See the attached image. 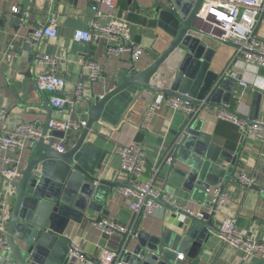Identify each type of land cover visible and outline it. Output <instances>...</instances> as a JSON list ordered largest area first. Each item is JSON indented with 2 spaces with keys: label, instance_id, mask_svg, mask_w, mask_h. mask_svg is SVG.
Wrapping results in <instances>:
<instances>
[{
  "label": "water",
  "instance_id": "obj_1",
  "mask_svg": "<svg viewBox=\"0 0 264 264\" xmlns=\"http://www.w3.org/2000/svg\"><path fill=\"white\" fill-rule=\"evenodd\" d=\"M167 1L159 3L160 25L172 38L165 51L144 70H120L112 89L101 93L93 90L91 98L85 99L87 125L70 149L60 152L44 138L31 145L27 164L15 184L6 235L9 249L0 251V264H78L70 256V240L66 238L69 224L81 223L89 209H98L113 188L122 186L99 178L107 153L89 140L92 127L98 122L116 126L148 90L189 101L196 109L187 115L179 135L169 145L172 161L164 164L165 190L158 198L171 210L174 228L184 232L165 228L160 235H153L140 229L139 221L131 234L123 235L122 244L128 249L124 258L133 264H183L180 253L197 260L209 245L218 230L214 222L218 201L227 182L238 178L243 150L233 154L217 144L203 131L201 114L211 107L232 109L241 76L213 71L211 63L216 54L214 41L237 45L200 36L196 18L203 0ZM11 21H23L21 6L12 13ZM39 46L40 42L36 48L30 46V51L37 55ZM96 82L99 80L93 84ZM263 100L264 91H256L249 115L239 116L252 124L259 119ZM49 106L45 99L44 107L49 110ZM50 121L44 124V134ZM50 134L64 136L63 131ZM261 171L264 173V163ZM177 193L190 195L186 198L195 201L200 210L190 207V213L164 200L167 194Z\"/></svg>",
  "mask_w": 264,
  "mask_h": 264
},
{
  "label": "crops",
  "instance_id": "obj_2",
  "mask_svg": "<svg viewBox=\"0 0 264 264\" xmlns=\"http://www.w3.org/2000/svg\"><path fill=\"white\" fill-rule=\"evenodd\" d=\"M160 2L168 4L167 0H122L120 4L119 16L127 17L131 21L135 41L142 44L146 50L139 59L132 61L128 52L122 56L108 57L102 46L75 41L73 34L76 29L90 27L92 14L88 0H0V51L3 68L0 77V107L7 110L5 121L0 123V135L4 130H13L21 122L39 121L44 125L49 119H66L71 116L67 108H55L51 103L52 94L38 87L37 79L41 68L37 58L40 54L58 56L60 74L67 81L64 92L72 96L77 86L83 84L86 100L91 98L94 89L96 93H101L115 87L120 70L127 68L141 71L149 66L165 51L172 40L160 25ZM14 4L18 8L20 6L23 8V21L19 24L11 21ZM131 6L137 11L129 14L127 9ZM102 10L110 14L115 12L107 7H102ZM52 17L58 19L59 35L55 39L41 40L39 52L35 55V51L31 52L29 47L36 48L38 44H30L27 38L39 26V22L48 23ZM259 35L264 37V26L259 29ZM213 44L216 54L211 69L216 72L232 71L241 76V79L237 80L231 107L246 117L250 113L255 92L264 91V67H249L246 70L241 62L232 66L235 47L215 41ZM88 56H94L104 68V74L98 83L93 84L88 72L81 65V59ZM242 81L246 82L247 86L242 85ZM167 98L168 96L158 92L144 91L128 111L125 119L116 126L98 122L92 127L89 140L107 153L99 174L100 179L125 186L129 184V174L122 168L119 150L133 143L142 145L147 153L146 170L140 175L132 176L133 179L150 176L152 165L164 157L168 146L179 135V128L187 117V114L180 111L172 112L163 105L152 123L147 124L145 115L149 105L154 100H161L164 103ZM45 99L50 102L49 110L44 107ZM217 109L219 108H205L202 112L201 117L205 121L203 131L212 135L217 144L233 154L243 150L239 173L242 170L256 173L261 182V189L246 188L237 180L228 181L225 192L228 194L229 202L215 215V226L218 228L225 217H232L237 219L250 236L264 239V173L261 171L264 163V142L244 134L238 125L217 118L215 115ZM259 119H264V100ZM82 130L69 134L66 150L74 146ZM31 145H28L23 153L22 169L27 164ZM166 169L164 168V175ZM5 187V181L0 177V199L3 197ZM167 196L200 210L195 201L186 198L190 195L177 193ZM97 206L98 209L88 210L81 223L71 222L66 231L68 236L83 245L86 260H78V264H96L102 255L105 238L93 225L96 218L108 217L125 227H130L133 222L128 199L123 195H116L115 188L106 195L104 204ZM173 221L171 210L164 207L157 214L143 218L140 229L153 235H160L163 229L174 228ZM175 231L179 234L184 232L179 228ZM122 238L123 235L118 234L109 246L118 249ZM134 244L133 240L129 245L130 250ZM180 260L183 264H264V253L251 255L229 248L214 232L199 259L194 260L183 254Z\"/></svg>",
  "mask_w": 264,
  "mask_h": 264
},
{
  "label": "built area",
  "instance_id": "obj_3",
  "mask_svg": "<svg viewBox=\"0 0 264 264\" xmlns=\"http://www.w3.org/2000/svg\"><path fill=\"white\" fill-rule=\"evenodd\" d=\"M122 0H88L92 14L90 27L79 28L74 31L75 41L93 43L102 46L106 56H122L128 52L132 61H136L146 51L145 47L136 42L133 36L132 23L127 17L119 16L118 10ZM102 7H107L115 12L105 13ZM18 6L13 5L12 11L16 12ZM136 8L127 9L129 14L135 13ZM196 24L200 36L209 37L217 41L233 42L237 46L233 54L232 66L242 63L244 69L249 67H264V37L259 35V29L264 26V0H203L197 12ZM59 35L58 19L52 17L48 23L39 22V26L30 34L27 41L37 45L44 38L55 39ZM41 70L38 75V85L42 90L52 94L51 103L55 108L68 109L69 118L51 119L49 129L44 134V125L39 121L21 122L13 130H4L0 135V177L5 181V192L0 199V251L9 249L7 241V226L12 212V205L16 196V182L22 175L23 153L28 145L44 138L47 143H53L60 152L66 151V141L73 131L83 129L87 125L88 113L82 107L85 102L83 84H79L75 93L70 96L64 92L67 81L60 74V61L58 56L48 53L40 54L37 58ZM81 65L89 74L91 80H100L104 74L102 64L93 56L81 59ZM229 77H236V72L226 71ZM3 74L0 51V77ZM247 86V83H241ZM164 106L172 112L191 114L196 111L191 102L177 97L169 96L166 100H154L148 107L145 122L152 123L158 111ZM217 118L228 120L254 139L264 142V119H257L252 124L240 117L233 109L219 108L216 110ZM7 116V110L0 107V123ZM63 131L64 136L54 138L52 131ZM57 140V142H53ZM171 146H168L164 157L154 163L151 174L147 178H134L146 170L147 153L140 144H130L120 148L119 157L122 168L129 174V184L115 188L116 195H123L129 201V208L133 214L130 227H125L108 217H98L93 225L105 238L102 246V255L96 264H133L125 260L128 249L122 241L118 249L109 245L118 235H129L136 228L139 221L150 215L157 214L164 206L158 201L164 188V164H169ZM237 181L246 188L261 189V182L256 173L244 171L238 174ZM219 189L215 190V197ZM214 197V198H215ZM164 200L172 205L179 206L190 213L187 203L165 197ZM229 202V197L224 192L218 201L217 213ZM216 213V214H217ZM219 240L229 248L242 251L246 254L256 255L264 253V239L254 238L249 235L232 217H225L216 231ZM70 240V256L77 260L85 261L82 243L66 234ZM183 258V254H180Z\"/></svg>",
  "mask_w": 264,
  "mask_h": 264
}]
</instances>
